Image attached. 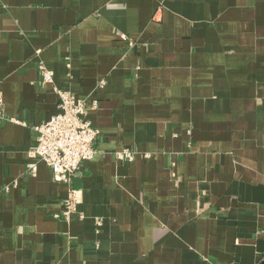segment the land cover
<instances>
[{
	"label": "crops",
	"instance_id": "obj_1",
	"mask_svg": "<svg viewBox=\"0 0 264 264\" xmlns=\"http://www.w3.org/2000/svg\"><path fill=\"white\" fill-rule=\"evenodd\" d=\"M55 86L99 102L71 185ZM0 91V264H264V0H0Z\"/></svg>",
	"mask_w": 264,
	"mask_h": 264
},
{
	"label": "built area",
	"instance_id": "obj_2",
	"mask_svg": "<svg viewBox=\"0 0 264 264\" xmlns=\"http://www.w3.org/2000/svg\"><path fill=\"white\" fill-rule=\"evenodd\" d=\"M122 37L133 42L126 35ZM39 52V51H38ZM42 84L54 83V71L40 62ZM102 81L99 86H103ZM59 97L58 111L46 122L36 126L38 131L37 143L30 150L33 158L43 160L53 170L54 179L71 185L72 177L80 171L81 165L86 160H91L97 153L94 146L99 134L98 129L93 125L86 115L90 109L96 110L99 102L97 98H79L69 89L54 87ZM6 120L4 95L0 91V124ZM145 154L144 157H148ZM118 160L133 161L138 154L129 147L116 152ZM37 163L30 162L28 171L37 173ZM10 186H6L8 189ZM77 191L71 186L68 197L65 200L63 217L70 219L73 212L77 210Z\"/></svg>",
	"mask_w": 264,
	"mask_h": 264
}]
</instances>
